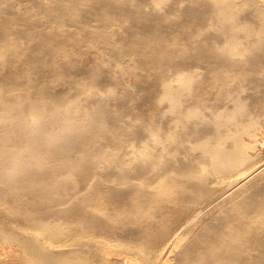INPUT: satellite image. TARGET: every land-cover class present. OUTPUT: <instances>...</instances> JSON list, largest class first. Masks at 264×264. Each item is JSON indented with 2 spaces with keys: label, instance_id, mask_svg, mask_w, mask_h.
<instances>
[{
  "label": "rangeland",
  "instance_id": "rangeland-1",
  "mask_svg": "<svg viewBox=\"0 0 264 264\" xmlns=\"http://www.w3.org/2000/svg\"><path fill=\"white\" fill-rule=\"evenodd\" d=\"M213 1L0 0V88L5 93H12L8 98L12 100L16 99L14 93L17 91L24 99L26 95L38 99L41 94H46L48 99L52 97L63 104L70 98L78 101L79 105L70 113L63 106L59 111L62 114L60 117L65 114L73 119L83 118L86 126L81 131L75 130L76 128L69 129L62 136V140V137H55L57 139L51 141L50 154L57 168L55 170L50 167L52 169L49 168L44 173L55 171L52 176L57 178V182L61 181L62 187H66L69 184L68 171L74 169L72 173L78 177V181L90 187L86 193L90 200L80 202L70 200L64 192L58 197L55 195L50 198L47 196L48 187H35L33 184L28 188L24 184V190L23 185L22 188L11 187L17 182V178L25 179V176L27 178L33 174L31 172L14 180L0 178V191L3 193L0 194V264H25L21 256L24 253L17 242L13 238L5 239V228L23 224V217L30 214L44 215L50 223L58 222L67 228L65 234L68 229H73L74 232L70 230L72 234L75 231L80 233L78 228L81 223L78 224L76 218L89 220L94 231L91 230V235H95L92 237L97 241L100 239L103 246L111 249L108 261H112V264H166L164 261L171 247H167L164 252L162 249L169 246L178 224L191 212V204L180 203L182 197L187 198L194 194L189 189L192 186V170L196 167V154L187 144L192 141L194 144L197 140L204 139V135L206 138L213 134L215 110L220 108L221 111L226 107L224 98L229 88L237 91V95L241 93V98L245 106L247 105L243 109L244 113L241 110L242 116L247 115L243 121L249 118L252 120L251 134L257 133V137L252 136L251 139L246 135L244 140L253 145V149L249 151L251 155L256 154L254 159L264 163V32H260L263 17L258 14L255 4H248L245 8L238 6L235 21L232 20V23H238L242 27L235 30L230 26V21L227 23L221 20L217 5ZM231 34L241 39L243 47H246L245 55H228L225 45L232 37ZM232 62H236V66ZM183 70L189 71L194 78L192 77L191 85L183 90L181 104L171 108V103L166 102L168 100L163 97V83L172 81L175 87L181 88L182 85L175 77ZM233 92L229 93L236 94ZM188 109H198L203 114L202 118L187 117L184 112ZM13 116L16 118V113ZM47 117L45 119L48 120V127L56 129L58 122L53 123ZM16 121L17 119H13L0 124V134L5 135V138L10 137V144L22 147L28 143L29 138L24 136L21 124ZM10 122L12 125H9ZM144 147H149L148 150L152 152L154 149L153 153H161L165 157L158 160L159 167L152 166L149 161L134 160L139 158ZM58 163L61 164L57 166ZM120 165H125V169L120 168ZM159 174L164 175L161 179L169 178L179 182L182 188L158 194L156 191L159 181L156 176ZM94 180L102 181V186L94 189ZM149 184L151 189L147 188ZM252 185L253 193L257 190L254 196L250 191V199L264 206V184L261 187L258 185V188L255 183ZM19 193L23 195V199L37 204L36 207L16 208V198H22ZM90 195L93 196L90 198ZM231 205L232 209L229 207L228 211L224 210L226 213L218 211L208 215L194 229L195 232L187 235L181 247V258H186L182 261L179 258L181 263L178 260L173 263L186 264L184 261H188L187 264H190L189 260L196 257L191 260L192 264H212V258H215L226 241L230 240V236L237 231V225L241 227L245 221L235 206ZM254 214L253 216L257 215ZM263 224L261 236L264 235ZM252 228L250 233L255 227ZM70 231L68 234L72 239L81 235L77 236L75 233L72 236ZM252 232L251 236L248 233V238L257 242L251 241L254 247H249L258 249L255 251L260 252L263 257L261 260L264 261V236L261 238L260 234ZM91 235L83 236H88L87 240H94L90 238ZM65 236L69 239L68 235ZM160 252L162 256L156 258Z\"/></svg>",
  "mask_w": 264,
  "mask_h": 264
},
{
  "label": "bare ground",
  "instance_id": "bare-ground-1",
  "mask_svg": "<svg viewBox=\"0 0 264 264\" xmlns=\"http://www.w3.org/2000/svg\"><path fill=\"white\" fill-rule=\"evenodd\" d=\"M214 1H215V4L217 5V8H218V14L221 15V17H222L221 20L223 19V20L227 21V23L230 21V23H231L230 26L233 29H235V30H238L240 28V26H241V25H238V23H235V24H233L234 22L232 23V20H234V17L236 15L235 13H237L236 10L238 9V6L245 8L244 6H246L248 4H255L256 10L259 12L258 14H261L262 17H263V21H262L263 24H262V26H260V32L261 33L264 32V0H214ZM75 22L77 23V21H75ZM245 27H247V26H245ZM247 29H249V28L247 27ZM100 34H102V33H100ZM80 39H82V38H80ZM242 43L243 42L241 41V39H239L235 35H232V37L228 40L227 44L225 45L226 50L228 52V55H231V56H235V55H239V54L242 55L241 53H244V55H245L246 54L245 53V48L246 47L244 48ZM185 48H186V46H185ZM246 50H248V49H246ZM1 58H3V57H1ZM233 64L235 65L237 63L235 62ZM243 65H245V64H243ZM233 66H231V67H233ZM239 67L240 66L238 65V69H239ZM237 72H238V70H237ZM238 74H241V72L240 73L238 72ZM169 76H170V74H169ZM175 76H176V74H175ZM238 76H237V78H238ZM192 77L193 76H192V74L189 71H184L183 70V71L178 72L177 78L175 77V79L178 80L179 84L182 85L181 88H179L180 86L179 87H175L171 83L172 81L170 83L168 81H165L163 83V97L168 100L166 102H170L172 104L171 105L169 103L171 108L173 106L174 107H176V106L178 107L181 104V101H180L181 94H182L183 90L186 89L187 86L191 85L192 80L194 78V77L193 78ZM225 79H226V77H225ZM231 79L234 80V78H232V77H231ZM244 80H246V79L244 78ZM225 83H227V82H225ZM230 83H228V84H230ZM176 84L177 83H175V85ZM179 84H177V86ZM238 85H239V83H238ZM11 86L12 85H10V87ZM87 86H88V84H87ZM223 86L225 87V85H223ZM230 86H231V84H230ZM0 91H1L0 92V124H5L7 121L9 122V121H12L13 119H17L18 123L21 124V127L18 124V128L20 127L22 129L21 132L24 133V136L26 135L29 138L28 139V143L24 144V146L20 147V146H16L14 143L10 144V142H11L10 139H9L10 137H6L5 138V135L1 136V134H0V178L1 179L2 178H5V179L7 178V179H10V180L11 179L14 180V179H16L19 176H23L24 177V174L27 173V172H29L28 174H30V172H31L33 174H30L31 176L29 175V177H27V178L25 176V179H22V177H21L20 178L21 180L20 179L18 180V178H17L16 180L19 183H17V182L14 183L13 182L14 184L12 183L13 185H11V187L18 188V187H21L23 185V190H24V187H25L24 184L26 185L25 188H28V186L33 184V186L35 185V187H40V186L48 187L49 188V190H48L49 195H47V196H49L50 198L55 196V195H57V197H58V196H60V194L62 192H64V193L67 194L66 197L70 198V200L72 199V201L73 200H76V201L79 200L80 202H83L85 200H90L89 196H88L89 194H86L90 187L86 186L85 184L80 183L78 181V179H77L78 177L76 178L75 174L72 173L74 171V169H73V171H70L71 169L68 171L69 175H68L67 180H69V184H67L68 186H66V187H62L61 181L57 182V178L52 176V174L55 171H53V173H44L45 170L46 171H47V169L49 170L50 167H54L55 168V166H56V164H54V159L52 158V155L50 154V152H51L50 151V148H51L50 143H51V141L52 140H56L57 138L55 139V137H58V138L60 137L61 138L64 135V133L66 134V132L69 129L74 130L73 128H76L75 130H77V129L80 130V129H83L86 126L85 121L83 120V118L79 117L78 119H73V117L71 118L70 116H65V114H64L63 117H60L62 114L59 111H61V109H63V106H64L65 110L67 109L66 112L70 113L71 111L75 110V108H77L76 106L79 105V104H77L78 101L76 102V99L74 100L73 98H70V99L66 98L67 100H65L64 104H63V102H61L62 103L61 104V103H59L58 100L52 99V97L50 99H48L47 97H45L46 94L44 96L41 94L40 98H38V99L31 98V97H29V95L28 96L26 95L25 99H24V98H22V95L19 96L16 93L17 91L14 93L16 99L12 100V99H8L12 95V93L11 94L10 93H5L4 92L5 90L3 91V89H1ZM230 91L233 92L234 89L230 90V88H229V91L226 90V92H228V93H227V95H225L226 98H224V100L226 102L225 106L230 108V109H232V107H234V106L235 107L232 110H230V109L228 110V108L225 109L226 107L224 109H222L221 111H219L220 108H219V110H215L216 112L217 111H219V112L216 113L214 111L215 112L214 114H216V115L214 117L212 116L214 118V119L212 118L214 120V122H213V126H214L213 134L210 137H206V138H205V135H204V137H203L204 139L201 140V138H200L201 141L197 140V142H195L194 144L192 143L193 141L190 144H187V145H190L189 147H191L193 152L196 154V158L195 159L193 158L196 161V165H195L196 167H195L194 170H192V176H191V179H192V184L191 185L192 186H190V189H189L194 194L189 196V197H187V198L182 197L181 199L180 198L179 199H180V203H182V205L191 204V206L189 208L191 210V212L189 213V215L185 219L180 221V223L178 224L176 233L173 235L172 238H170L171 239L170 242H169L170 244L168 243L169 246L166 245L162 249L163 250L162 252H164L167 247H171L170 250H168L169 254L166 257V260L164 261V263H166V264L167 263L168 264H172L173 262H176L179 258L181 259V261H182V259L186 258V257L181 258V254H182L181 247H182L184 239L187 237V235H189L190 233L192 234L194 229L196 227H198L200 225V223L204 219H206V217L208 215H210V214H212L214 212H218V211H220V212L221 211L223 212L224 210L228 211L229 207H231V209H232V205L231 204H233L235 206L236 211L240 215L243 216L242 219L244 218L245 221L244 222L242 221L243 223H242L241 227H239L240 226L239 224L238 225L235 224V225L238 226L237 227L238 228L237 231L234 232L232 234V236H230V240L226 241V243L221 248L220 252L215 255V258H212V264L213 263L214 264L215 263L216 264H264V261L261 260L263 257L261 256V254H259L260 252L259 253L256 252V251H258V249L257 250L255 249L256 250L255 251V250H253V248L249 247V245H251V247L252 246L254 247V245H252V243H251L252 238L251 239L248 238L249 237L248 233H250V229L252 228V227L250 228V226H253V228L255 227L254 228L255 230L252 228L253 230H251V233L249 234L250 236L253 233L252 231H254V233L256 232V235L260 234V236H261V231L260 230L263 227V226L261 227V225L264 223L263 222V220H264V206L262 205V203H259V202L254 203L251 200L252 199L251 198L252 195L254 196V193L257 190V189H255L256 188L255 187L254 188L255 190L253 189L254 190V193H253V191L251 189V186L253 187L254 185H252V184L255 183V185H257V188H258V185H260V187H261L264 184V163L256 161L254 159V157H256V154H255V156L253 154L251 155V153L249 151L251 148L253 149V145L250 142H246L244 140V136H246V135L251 137V139H252V136L255 137L256 134H257V133L255 135H252L253 133L251 134V132H253V131H251L252 130L251 126H252L253 122H252V120L250 118L249 119L247 118L248 120H246L248 122L250 120V123H248V122L244 123L246 121H243L244 120L243 118L247 117V115L246 116L243 115L244 117L242 116V114L245 112V111H243V109L245 110L244 107H246L247 105L245 106V102L241 98V93H240V95H237V91L236 92L234 91L233 93H236V94H230L229 93ZM241 92H242V90H241ZM225 93H223V94H225ZM247 94H249V93H247ZM44 97L46 99H48V100H46ZM248 97H250V96H248ZM243 98H245V97H243ZM44 100L46 101V103H45ZM245 100H246V98H245ZM213 109H214V107H213ZM213 109H212V111H213ZM215 109H216V107H215ZM77 110H79V109H77ZM241 110L243 111V113L241 112ZM207 112H209V111H207ZM15 113H16V116H17L16 118H14V116H13ZM184 113H186L184 115H186L187 117L202 118V116H203L202 112H200L198 109H191V110L188 109V111L187 112L185 111ZM239 113H241V115H239ZM86 115H88V114L86 113ZM47 116L50 117L51 119L48 118ZM182 116H183V114H182ZM240 116H242V118H239ZM45 117H47L53 123H57L58 122V124H59V126L57 127L58 129L57 128L53 129V127L52 128L48 127L49 126L47 124L48 120L46 121ZM181 118H183V117H181ZM183 119H186V117L183 118ZM208 120H209V118H208ZM50 121L48 123H50ZM196 121H198V120H196ZM181 122H183L182 119H181ZM183 123L185 125V122H183ZM186 123H187V120H186ZM188 123H190V122H188ZM9 125H12V122H10ZM213 126H211V127H213ZM198 127H200V126H198ZM14 128L15 127H13V129ZM143 129H144V127H143ZM8 130H9V128H8ZM79 130H78V132H79ZM193 134H194V132H193ZM208 135H209V132H208ZM151 137H152V135H151ZM155 138H157V137H155ZM62 139H63V137L61 138V140ZM159 139L157 141H160L163 138H161L160 140ZM182 139H184V138H182ZM12 142H14V141H12ZM57 142H58V140H57ZM154 142L155 141H153V143ZM162 142H159V143H161V145H162L163 144ZM252 142H253V140H252ZM151 144H152V142H151ZM158 146H157V148H159ZM127 147L128 146H126V148ZM147 148L149 149V147H147ZM161 148H162V146H161ZM53 149H54V147H53ZM128 149H130V148L128 147ZM148 149H146L144 147V150L142 152H140L141 155L138 156L139 158L134 159V160L149 161L152 166H156L158 164V162H160L161 160H163L165 158V157L163 158V155H161V153L160 154L153 153V152H155L154 149H152L153 152L148 150ZM189 149L190 148H188V150ZM125 153H127V152H125ZM158 160H160V161H158ZM59 164H61V163H58L57 166H59ZM75 165H76V163H75ZM183 165H184V163H183ZM123 166L125 167V165H120V168L123 167ZM126 166H127V163H126ZM129 166H131V165H129ZM131 167H133V166H131ZM56 168H55V170H56ZM50 169H52V168H50ZM115 169H116V167H115ZM160 169H161V167H160ZM62 170H64V169H62ZM50 172H52V171H50ZM28 174H26V175L28 176ZM36 175H38V176H36ZM89 175H91V174H89ZM95 175H96V173H95ZM60 176H62V175H60ZM156 177H157V180L159 181V187H158V190L156 191V192H158V194H163V193L166 194V192L168 190H170V189L180 190L182 188V186H180L181 184L179 185V182L177 183L173 179H169V178H168V180L161 179L162 177H164L163 174H159ZM100 180H94L93 181V183H92L93 185L92 186H94V189H95V187L99 188V186H102L101 184H103V183ZM150 186L151 185L149 184V186L147 188L151 189ZM8 189H6V190H8ZM8 191H10V190H8ZM19 191H20V189H19ZM250 191H252L251 192V194L253 193L252 195L250 194ZM5 192H7V191H5ZM45 192H44V194H45ZM97 192H98V190H97ZM97 192H96V194H97ZM0 194H1V191H0ZM19 195H22V194L19 193ZM92 196L90 195V198ZM64 197H65V195H64ZM14 198H16V196H14ZM68 202H69V199H68ZM36 205L37 204L32 202V200L27 201V199H23V195H22L21 199H20V196H19V198H16V202H15L16 208H19V209H24V208L26 209V208H31V207L35 208ZM84 205H86V204H84ZM91 206L94 207L93 205H91ZM73 207H74V205H73ZM253 213H255L257 215L254 214L255 216H253ZM250 214H252V216ZM223 215H225V214H223ZM227 215H229V214H227ZM22 216H24V214H22ZM52 216H54V215H52ZM45 217H44V215L40 216V215L37 214V216H36V215H33V214L31 215L30 214V216H24L23 217V219H24V223L23 224L18 223L17 225H15L14 228H8V227L5 228L7 230L5 232V239L9 240V238H13L17 242L19 249H22V251L24 253V254H21V256H22L23 261H25L24 262L25 264H104V263L105 264H112V261H108L109 260L108 257L110 256L109 254L111 253V251H110L111 249L108 250V248H107L108 246H106V247L103 246L102 242L99 241L100 239H98V241H97L96 238L92 237V236H95V235H94V233H93V235H91V233L93 231V229L91 227H93V226L91 225V222L89 220L80 219V218H83V217L76 218V220H78L77 221L78 224L81 223V226H80V228H78V230L80 229V233H76L78 231H75V233L77 234V236H78V234H81V235L78 236L80 239L77 236L74 235L75 237L78 238V239L74 238V239H76V240H74V239H72L73 237L72 238L69 237V234H68V232L70 230L72 231L73 229H70V230L68 229V232H66L67 234H65V230L67 229L66 227L64 228L58 222L57 223H53V222L50 223V221L48 222V220H46ZM74 217H75V215H74ZM232 218H233V216H232ZM20 219L21 218H19V220ZM69 219H68V221H69ZM4 220H5V218H4ZM76 220H75V222H76ZM10 223H11V221H10ZM231 225H232V223H231ZM233 226H234V224H233ZM231 228L233 229V227H231ZM94 229H96V228L94 227ZM262 230H263V228H262ZM71 231H70V233H71ZM72 232H74V231H72ZM75 233H73V234H75ZM73 234H72V236H73ZM87 234L91 235L90 238H94V240H92V239L91 240L90 239L87 240L88 236H86V237L83 236V235H87ZM263 234H264V232H263ZM65 235H68L69 239ZM262 236H264V235H262ZM262 236H261V238H262ZM253 237H254V235H253ZM70 238H71V240H70ZM253 240H255V239L253 238ZM249 241H250L251 244H249ZM255 241H252V242H255ZM261 242H262V240H261ZM103 243H105V242H103ZM258 243H260V242H258ZM170 245H172V246H170ZM256 248H258V247H256ZM162 252H160L155 257L158 258V257L162 256ZM190 257H191V255H190ZM125 258L126 257H124V260H125ZM195 258H193V259H195ZM193 259L189 260L190 264H192L191 260H193ZM181 261L178 260L177 262L181 263ZM184 262H186V264L189 263L188 261H184ZM199 263H201V262H199ZM173 264H175V263H173ZM207 264H209V263H207ZM210 264H211V262H210Z\"/></svg>",
  "mask_w": 264,
  "mask_h": 264
}]
</instances>
